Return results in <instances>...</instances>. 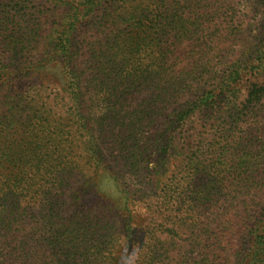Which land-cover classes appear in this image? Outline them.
Wrapping results in <instances>:
<instances>
[{
  "label": "trees",
  "instance_id": "1",
  "mask_svg": "<svg viewBox=\"0 0 264 264\" xmlns=\"http://www.w3.org/2000/svg\"><path fill=\"white\" fill-rule=\"evenodd\" d=\"M147 1L133 8L128 0H58L67 9L66 23L58 37L54 33L47 36L52 54L29 62L24 61L23 54L18 58V76L33 77L41 81L40 86L4 89L6 81L0 80V244L9 247L6 253L0 252V264H103L110 241L118 246L113 249V258L120 264L121 256L131 253L133 241L138 239L142 246L143 238L139 239L136 231L144 229L145 221L153 242L147 250L140 247L144 258L140 264L264 263V146H256L252 140L242 144L245 138L239 137L233 145L234 156L250 165L259 161L257 176L261 178L254 181L247 175L227 186L220 170L227 163L226 152L223 146L217 148L215 138L208 140V156L190 157L182 164L190 176L186 187L178 179L176 168L169 177L171 156L162 134L156 133L144 146L138 145L125 164L109 141L116 135L115 123L121 114L138 117L123 124L129 133L136 131L137 125L152 119L156 122L160 112L171 106L172 125L197 111L207 113L208 119L219 122L212 126L213 137L226 130L222 126L228 116L235 125L241 113L246 111L247 116L254 111L252 114L263 121L264 34L259 42L237 44L231 54L208 56V80L202 75L191 78L183 69L176 70L179 61L172 56V47L174 38L199 33L202 25L193 22L194 13L177 10L173 0ZM96 19H100L99 26L109 19L113 22L106 32L108 39L99 40L107 54H77L76 31ZM129 28L135 30V42L134 35L125 32ZM15 36L11 39L14 43L29 39ZM153 50L159 52L153 62L145 68L136 66L134 60L140 53ZM199 60L203 63L204 57ZM221 64L224 70L213 69ZM50 65L58 67L62 77L57 83L61 90L54 98L67 101L58 113L43 94ZM244 82L249 87L239 109L236 101ZM182 90L190 96L180 104ZM136 95L144 99L140 114L132 111L139 99ZM260 128L264 135V125ZM19 130L23 132L21 138L14 139L12 132ZM123 130H116L119 136ZM155 148L162 165L153 169L154 188L161 190L156 195L161 198L145 200L146 189L130 178L133 172L132 177L147 172L139 161L146 160L144 154L149 157ZM81 158L90 165L81 166ZM134 162L127 169V164ZM200 173L208 180L195 179ZM100 177L109 182L97 193L102 192V201L109 193L114 202L94 214L84 199L87 191L99 187ZM163 180L169 184L163 185ZM252 207L261 213L253 225L246 221ZM144 209L153 218L145 216L142 222ZM31 215L35 216V230L23 233ZM132 224L134 229L129 227ZM166 231L170 239L162 240L160 236ZM172 244L176 247L170 248ZM121 248L124 250L119 253Z\"/></svg>",
  "mask_w": 264,
  "mask_h": 264
},
{
  "label": "rangeland",
  "instance_id": "2",
  "mask_svg": "<svg viewBox=\"0 0 264 264\" xmlns=\"http://www.w3.org/2000/svg\"><path fill=\"white\" fill-rule=\"evenodd\" d=\"M58 3V0H0V80L6 81L3 85L4 89L25 90L31 86H40L41 81H37L33 77L24 75L18 76V68H20L18 66V58L20 57V54L21 56L23 54L25 57L24 61L29 62L38 59L42 54H52L47 36L54 33V35L58 37V33L63 30L66 23L65 14L67 9L64 5ZM146 3H148L147 0H128V5H132L133 8L137 5ZM173 4L180 12L190 11L191 13H194L193 22L195 23V21H197L196 24H201L203 28L199 33L174 38L175 46L172 47L174 49L172 56H176L179 61V65L175 68L176 70L183 69L186 73L190 74L191 78L202 75L203 80H208V56L213 55L218 58V56L224 54H231L230 52L236 49L235 47L237 44L248 46L249 44L255 43V41L259 42V38L264 34V0H173ZM99 20L100 19H96L91 24L82 26L76 31L75 44L77 54H85V57L88 56V54H107L104 52V44L99 40L102 39L104 42L108 39L106 32L109 29H112L113 22L109 19V21H104L103 26H99L97 24ZM228 25L229 33L225 30V27ZM209 26L215 27L209 30ZM31 31L33 32L31 33ZM125 32L127 35H131V33L134 35L133 42L137 40L135 30L129 28L125 29ZM15 35L23 37L24 40L29 36V39L25 42H16V44L11 40ZM212 40L217 41V43H212ZM218 41H221V44H218ZM208 42L210 44H208ZM158 54L159 52L157 50L140 53V55L134 60L136 66L145 68V66L153 62V59ZM201 56L204 57V61L200 64L199 59ZM196 62H198V64H194ZM213 69L224 70L225 66L222 64L216 65ZM61 80L62 77L59 68L50 65L47 68V74L43 81L46 87V91H44L43 94L46 98H50V104L52 105L54 113H58L60 108H63V104L67 103L66 100H62L60 97L54 98L56 93L61 90L60 86L57 84ZM248 87V82H244L243 91L238 98L239 100L236 101V105L239 109L243 108L242 101L246 98ZM136 96L139 97V99L132 111H136L140 114L145 106L144 99L139 95ZM187 96H190V93L186 90H182L179 95L178 103H185L187 101ZM126 104H130V102ZM122 108L124 110L130 109V107ZM172 108L173 107L171 106L170 108L164 109L160 114L158 113L159 116L156 122L152 119L147 121L145 125H137L135 127L136 131H129V133H126L127 130L125 131V126L129 124L128 121L130 118L136 119L138 117H136L134 113L132 114V117L128 115L124 116V114L117 117V122L115 123L116 128L114 129L116 135L113 137L110 134L111 137L109 141L113 142V150H115V153L121 157L120 160L123 164H125L126 159L129 158V155H132V152H134L138 145L144 146L145 141L155 138L154 135L156 133L162 134V137L167 142L166 146L168 147L171 156V165L169 166L170 170L168 171L169 177L171 176L170 171L173 168H176L175 171L178 173V179H181V183L187 187L186 183L190 176L188 174L189 172H186L185 166L182 165L183 162L190 157H199L201 154L208 156V140L212 141L215 138L217 148L223 146L222 148L226 152L227 163L223 167H220V170H222L221 176H225V184L227 186L237 184L239 181H242L243 178L247 177V175H249L254 181H258V179L261 178L260 176H257L259 175L257 173L258 166H260L259 161H255L251 165L248 162H243L240 157L234 156L235 149L233 148V145L237 143L240 136L245 138V140H242V144L245 141L252 140V143L256 146H264V135H262V129L260 128L261 125H264V120L260 121L259 117L252 114L254 111L249 112L247 116L246 111L241 113L240 121L235 125L232 119L228 116L225 119L226 123L222 126V128H225L226 130L213 137L214 128H212V126L219 122L215 123L214 120L208 119L207 113L197 111L191 117L181 122L176 121V123L172 125L170 124L174 118L173 115H171ZM176 108L179 107L176 106ZM229 110L230 109H228V114L230 112ZM120 128L121 130L124 129L122 136H119L118 131H116ZM22 133L23 132L19 130L17 134L12 132L11 135L14 139H19L21 138ZM145 149L146 148H143L142 150ZM151 152L152 155L149 157L147 152L144 154L147 157L146 160L141 159L139 161V165H141L140 168L146 169L147 172L140 177H132L133 172L130 178V182L134 181L135 183H139L140 186L146 189L145 200L161 198V196H156L158 194L160 195L161 190L154 188L156 185V178L153 175V169H159L160 165H162L157 158L160 153H157V148L153 149ZM79 153L85 154L81 152V150H79ZM84 163L89 164L91 162L81 158L80 165L82 166ZM132 164H135V162L128 163L127 169L133 167ZM262 166H264V164ZM93 168L95 167L93 166L92 169ZM182 168H184V170H182ZM251 169H256V172L250 173L249 170ZM196 175L197 174H195V179L197 180L201 177L206 178V176H203L201 173L198 177ZM262 178L261 181L264 182V177ZM168 180H163V185H166V183L169 184ZM206 180H208V178H206ZM107 182L109 181L104 177H100L97 181V186L99 187H92L86 192V198L84 199L86 208H92L94 214L103 210L105 205L109 204L111 207L112 202H114L113 196L110 195L108 191H106L108 196H106L103 201L102 197H100L102 192H100V194L97 193L99 188ZM190 186L191 185H189V187ZM184 194L185 193H183V196ZM161 195L162 197L164 196L163 193ZM136 198L139 200L143 199L138 196ZM98 204H101L102 206H99ZM144 207H146V205ZM144 212L145 213H143L141 217L142 222H144L145 216H147V218H153L152 214L149 216L147 215L145 209ZM107 213H110L109 209L107 210ZM260 214V211H257L256 207H252L251 215L247 216L246 221L253 225L257 218L260 217ZM29 217V224L23 233L29 230H35V216L31 215ZM109 217H111V213L108 214V218ZM205 221L206 220H203L202 223ZM120 222L121 220L119 219V224L121 226ZM206 223L208 222L206 221ZM146 225H149L148 221L144 222V229H137L136 234L139 239L141 237L143 238L141 243L143 246L142 249L147 250L150 246L152 247L153 239H150L152 237L147 234ZM111 232L113 233V231L109 229L110 234ZM167 234V231L164 232L160 238L162 240L167 238ZM1 238L2 236L0 235V239ZM183 238L186 237L183 236ZM168 239H170V236H168ZM137 241L138 239L132 242L129 249L130 252H140V244H138ZM176 242L179 243L178 240H176ZM124 243L125 241L123 244ZM117 247L118 246H116L114 242L111 243L110 241V244L106 247L103 264H115L114 262L116 260L113 258V249L115 250ZM174 247L176 246L172 244L170 248ZM5 248V245L0 244V252L6 253L5 250L9 247ZM121 250L123 251L124 248H121L119 253ZM90 251V254H93V250ZM93 256L94 255H92V257ZM143 259V257L140 258V263L143 262ZM81 261H84V258H82ZM163 263L172 264L173 262L165 261Z\"/></svg>",
  "mask_w": 264,
  "mask_h": 264
},
{
  "label": "clouds",
  "instance_id": "3",
  "mask_svg": "<svg viewBox=\"0 0 264 264\" xmlns=\"http://www.w3.org/2000/svg\"><path fill=\"white\" fill-rule=\"evenodd\" d=\"M129 227L134 229L136 225L132 224ZM139 247H143V246H139ZM125 251L127 252V250ZM141 255H142V252H131V253L122 255L120 258V264H140Z\"/></svg>",
  "mask_w": 264,
  "mask_h": 264
}]
</instances>
